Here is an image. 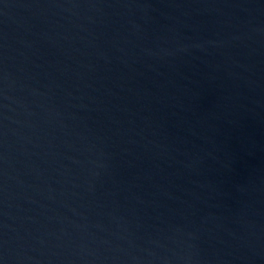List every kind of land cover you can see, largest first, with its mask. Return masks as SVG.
<instances>
[{
  "label": "water",
  "instance_id": "obj_1",
  "mask_svg": "<svg viewBox=\"0 0 264 264\" xmlns=\"http://www.w3.org/2000/svg\"><path fill=\"white\" fill-rule=\"evenodd\" d=\"M0 264H264V0H0Z\"/></svg>",
  "mask_w": 264,
  "mask_h": 264
}]
</instances>
